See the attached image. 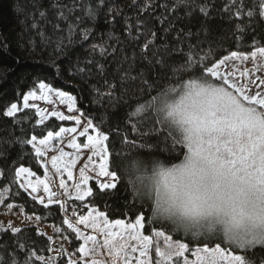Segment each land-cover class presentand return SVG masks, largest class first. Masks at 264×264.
I'll return each instance as SVG.
<instances>
[{
  "label": "snow or ice",
  "instance_id": "snow-or-ice-1",
  "mask_svg": "<svg viewBox=\"0 0 264 264\" xmlns=\"http://www.w3.org/2000/svg\"><path fill=\"white\" fill-rule=\"evenodd\" d=\"M32 9L16 6L39 38L26 42L33 49L53 45V36L56 53L88 45L70 75L103 108L109 130H103V117L99 125L93 117L82 119L78 97L44 79L21 93L22 107L35 110L37 125L48 128L55 118L76 126L47 130L39 138L0 133V163L7 169L0 177L7 180L10 171L9 182L32 201L45 209L57 205L67 226L57 229L62 239L82 243L69 253L62 244L54 248V237L47 236L46 247L37 248L24 228L9 222L0 225V264H264V255L254 251L264 247V76L256 75L264 69V46L253 38L250 52L221 55L225 41L213 36L208 23L214 12L227 17L233 24L229 35L239 44L246 30L253 36L264 31V0H222L219 7L211 0H128L123 7L121 0H38ZM183 19H199L200 27L178 28ZM101 24L109 30L101 31ZM6 41L0 39V49ZM248 60L253 68L243 71L229 63ZM53 96L69 114L36 103H51ZM21 111L12 102L2 114L15 118ZM67 133L73 134L67 146L75 152L64 150ZM18 143L30 146L45 175L49 150L58 153L50 156V166L60 174L66 200L57 199L31 168H7L16 163L11 152ZM82 149L90 153L94 175L85 164L76 181L73 168ZM5 192L10 189L0 191V204L12 209ZM88 197L124 203L119 211L107 210V204L102 211ZM69 200L81 202L86 214L74 207L70 217ZM123 209L131 216L111 218L124 217ZM36 234L46 236L38 227ZM45 251L56 255L40 254Z\"/></svg>",
  "mask_w": 264,
  "mask_h": 264
},
{
  "label": "trees",
  "instance_id": "trees-1",
  "mask_svg": "<svg viewBox=\"0 0 264 264\" xmlns=\"http://www.w3.org/2000/svg\"><path fill=\"white\" fill-rule=\"evenodd\" d=\"M127 2L128 0H121V6L123 7ZM160 2L163 3L164 0H160ZM211 2L215 3L217 7L222 4V0H211ZM34 3H38V0H0V39L7 37V47L0 49V133H13L17 137L25 133L27 136L36 134L39 138L47 130H58L63 125L64 122L58 121L55 118H50L46 122L48 128L37 125L36 120L38 117L35 115L34 109L21 108L22 111L15 118L3 116L2 113L6 106L12 102L19 104L22 98L21 93L29 91L33 86V82L37 79H44L47 83L52 84L54 88H59L72 95H76L78 97L77 107L84 113V117L95 118V123L98 125L101 124V118L103 117V130L108 131L109 122L107 116L104 115L103 108L94 104L92 102L93 97L88 94L87 89L81 91V88L78 86V81L74 80L73 76L70 75L73 64L78 57L83 58L85 54L84 49L88 45H84V48L75 46L68 50L67 55H64L54 51V43L58 38L55 36L52 37L53 45L51 46L41 45L33 49L26 43L29 41L39 43V38L34 33L29 32L27 23H30V20L26 22L23 14H17L16 6L17 4L26 6V11L31 12ZM161 11L157 10L156 15L159 16ZM210 11L212 10L210 9ZM128 14L132 15L133 12L129 11ZM208 23L213 36L217 40L225 41L222 47L218 49L221 55L228 54L230 50L243 51L245 53L250 52L252 50L253 38L259 41L261 46H264V31L257 29L253 36L252 30L248 29L246 30L248 34L237 44L229 35V30L233 27V24L227 17L214 12L212 19ZM176 26L186 29L190 27L195 32L200 27V20L183 19L177 21ZM108 30L106 26L101 24V31L107 32ZM48 31L51 32V29L49 28ZM113 31L119 34L120 30L116 28ZM225 37H227L226 40ZM98 42L94 40L90 43ZM74 84L77 87H73ZM132 135L134 136L135 133ZM117 140L118 138L114 137L113 143H116ZM117 147H119L118 144ZM33 156L34 152L31 151L30 146L18 143L13 146V151L11 152V160H15L16 163L12 164L10 162L7 168L18 167L20 164H23L25 167L31 168L40 177L42 175V167L33 159ZM0 170L7 171L3 163H0ZM12 175L13 173L9 171L7 180L0 177V189L5 187L10 189V193L8 192L6 199L7 202L22 207L27 214L33 215L34 213L36 216H41L42 219L40 221L51 223L63 231L65 229V226L62 225L64 213L59 211V207L57 205H50L48 209H45L39 203L32 201L31 197L23 189H19L18 185L9 182ZM93 184L91 183L90 185ZM18 191L20 193L19 196L16 195ZM86 201L99 207L102 211L106 210L105 204L108 206L107 210L116 208L119 211V205L124 203L123 199L111 197L103 200L99 197H88ZM67 207L69 209L68 214L71 213V209L74 207H78L80 213L85 212V206L79 201L69 200ZM123 211L126 213L124 217L116 213L111 218L127 219L131 216V213L127 209H123ZM144 211H148L147 207H145ZM23 228L25 229V235L29 237L30 243L35 242L37 248L46 247L48 243L47 237L37 235L34 226H26ZM237 251L243 252L244 250ZM252 251L249 250V253ZM254 251L257 254L264 255V247H256ZM40 254L48 256L49 252L45 251Z\"/></svg>",
  "mask_w": 264,
  "mask_h": 264
},
{
  "label": "rangeland",
  "instance_id": "rangeland-1",
  "mask_svg": "<svg viewBox=\"0 0 264 264\" xmlns=\"http://www.w3.org/2000/svg\"><path fill=\"white\" fill-rule=\"evenodd\" d=\"M258 62H259V59H258ZM229 63L230 64L234 63L237 67H239L240 71H243L244 68H248V69L253 68V63L251 60H248L246 62L230 61ZM237 75H239V73H237ZM256 75L264 76V69H262L261 72L256 73ZM50 101H51V103L38 100V101H36V103L38 104V106L40 108L47 109L48 111L59 110V111L65 112V114H69L67 111V105L66 104H60L59 98L53 96V97H50ZM30 103H31V101H30ZM18 105L21 108H23L22 107V98H21V101ZM71 114H77V113L73 112ZM38 119H39V117H38ZM82 119L86 120L87 118L83 116ZM62 126L63 127H73L76 125L72 121H65ZM72 135L73 134H71V133L64 134L63 146H64L65 151L75 152V150H73L67 146L68 140L71 139ZM79 139L81 142H86L85 138H79ZM57 143L59 144L60 142L58 141ZM54 154H58V153L51 151V149H50L49 155L46 157V159L48 160V163H49L48 173H47V175H45L44 168L42 167V175L39 178L44 179L49 183V186L51 187V189L57 193V197H56L57 199L66 200L67 198L62 195L63 190L59 188V180L61 178L60 174L55 173V170L52 169L50 166V156L54 155ZM89 154L90 153L87 149H82L81 152L77 155V163H76V166L73 168L74 180H76V181L79 180V169L81 167H84L85 164H88V169L86 170L87 174L88 175H94V172L92 171V164H91V162L87 161V159H86L87 155H89ZM64 178L67 179L66 173H64ZM33 179H35V177H33ZM68 183H69V185H71L73 183V181H68ZM91 183H94V182L90 181V184ZM4 189H8V188L7 187L1 188L0 191H3ZM39 194L45 195V196L47 195L46 193L43 192V186H40ZM7 197H8V192H5L4 193V199L6 200ZM7 203H9V202H7ZM11 204L14 205V207L12 209L7 208V206L5 204H0V225L7 226V224L9 222H11L14 226H19L22 228L26 227V226H34L37 229V227H38L41 232L46 233V237L47 236H53L54 237V244H53L54 248H58L62 244L63 247L65 249H67V251L69 253H72L74 251V249L79 246V243H82V241H75L71 237L69 238V240L62 239L61 234L57 231V229H59V228L55 227L51 223H45L42 221H35L34 219L31 222L28 221L26 219V217L32 216V215L25 213V211L23 210L22 207L17 206L14 203H11ZM83 213L86 214V211ZM69 216L71 217V213L69 214ZM73 222H75V221H73ZM64 226L66 229L67 226L66 225H64ZM81 227H83V226H81ZM85 231H91V230L85 229ZM63 234L68 235L69 233L67 231H64ZM256 247H260V246H256ZM51 255H56V253L52 252V253L48 254V256H51Z\"/></svg>",
  "mask_w": 264,
  "mask_h": 264
}]
</instances>
